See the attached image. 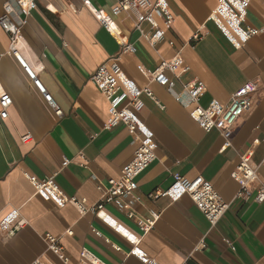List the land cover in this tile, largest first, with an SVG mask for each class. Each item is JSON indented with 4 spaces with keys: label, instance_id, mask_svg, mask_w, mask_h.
Instances as JSON below:
<instances>
[{
    "label": "crops",
    "instance_id": "0c3cea01",
    "mask_svg": "<svg viewBox=\"0 0 264 264\" xmlns=\"http://www.w3.org/2000/svg\"><path fill=\"white\" fill-rule=\"evenodd\" d=\"M6 1L0 0V14ZM168 1L175 19L153 45L135 28L137 10L113 13L118 0H37L22 29V50L62 107V117L8 53L10 39L0 24V76L13 97L9 116L0 119V221L14 208L27 218L16 234L0 232V264H30L40 258L50 264H85L80 260L84 248L108 264H151L131 251L135 244L121 227L133 237L138 234L139 247L161 264H264V201L237 197L241 187L232 176L243 152L250 150L264 181V0H251L246 23L260 30L240 47L210 19L219 0ZM102 9L119 35L98 19L96 11ZM159 24L165 28L162 18ZM142 28L148 35L154 32L149 21ZM197 31L202 37L192 40ZM123 39L135 43L137 50L120 54ZM178 53L184 63L179 77L168 72L174 79L172 89L143 72ZM118 54L127 75L141 87L151 86L165 107L142 95L141 117L155 134L158 157L138 178L137 217L107 203L113 223L93 211L83 213L72 202L58 205L45 199L35 192L27 173L51 179L64 197L76 195L90 205L102 196L97 183L118 177L134 158L136 143L128 126H108V98L91 79L98 65ZM194 77L207 85L199 101L205 106L212 99L227 103L248 80L260 83L254 105L224 150L227 137L221 128L206 131L191 116L195 103L189 102L183 84ZM175 172L189 178L203 175L230 201L218 224L212 226L188 194L176 201L168 195H148L168 188ZM153 212L160 213L159 218L144 232L139 220ZM70 228L73 234L67 232ZM46 232L60 235L69 263L49 249Z\"/></svg>",
    "mask_w": 264,
    "mask_h": 264
},
{
    "label": "built area",
    "instance_id": "2783aa9c",
    "mask_svg": "<svg viewBox=\"0 0 264 264\" xmlns=\"http://www.w3.org/2000/svg\"><path fill=\"white\" fill-rule=\"evenodd\" d=\"M37 0H7L4 3V10L0 14V24L8 33L10 39L8 53L15 56L19 60L21 66L28 74L33 85L42 93L44 99L49 106L54 109L56 115L62 117L64 111L58 105L56 100L46 86L43 84L38 68L33 67L30 61L23 54L24 39L23 26L28 22L27 16L36 6ZM90 3L89 0H85ZM251 0H219L216 8L211 12L210 19L214 21L221 32L229 38L236 46L240 47L249 38L257 34L259 28H254L246 23L247 12ZM51 7V4L48 5ZM132 8L137 10V28L151 44L165 37L167 29L171 28L175 19L168 0H118L117 6L113 8V13L118 14L122 9ZM98 19L103 20L106 27L116 35L121 32L117 25L110 19L104 10L96 11ZM159 18H162L165 23V28L159 24ZM149 21L154 29L152 35L145 33L142 24ZM199 31L195 32L192 40H197L202 37ZM174 44V40L170 41ZM137 50L135 43L129 40H122L121 53L134 52ZM120 54L112 56L104 60L98 65L91 75V79L102 90L108 98L110 105V115L108 117V126H116L125 123L130 133L132 134L133 142L136 143L134 158L126 163L120 171L118 177H110L106 183L99 181L98 189L102 196L99 201L88 205L86 200L73 195L71 198L64 197L54 188L51 179L40 178L39 176L27 173L28 178L35 187V192L42 195L45 199H51L58 205H64L67 202H72L77 205L83 213L90 211L95 212L105 222L109 221L108 216H113L105 206L107 203L115 204L122 210L127 212L129 217H137V211L134 207L135 203L140 200L137 194L138 178L146 168H148L158 157L157 155V140L153 130L149 127L146 121L141 117V111L145 104L142 99L144 93L150 95L155 102L165 107L160 102L159 98L154 94L151 86H139L131 79L125 70L121 68L118 62ZM184 59L180 53L176 54L171 60H162L161 63L150 72H143L153 82H158L172 89L174 83L173 77L169 71L179 77L182 72L179 68L183 65ZM189 68L184 67L183 71ZM184 90L189 98V102L195 103L190 113L191 116L199 122L206 131L214 127H219L227 137L222 150L226 149L231 144V134L236 125L242 119L244 113L254 105V96L257 93L260 83L255 80H248L230 96L227 103H222L217 99H212L207 106L201 104V97L207 92V85L194 77L183 84ZM177 97H179L177 95ZM13 103L12 95L2 87V78L0 76V119L9 116L10 106ZM29 135H25L27 138ZM83 156V153H81ZM253 152L250 150L244 151L241 155V160L232 172V176L239 182L241 189L237 197L252 199L261 203L264 201V181L259 180V169L257 165L252 163ZM66 162L68 160L66 159ZM256 182V187L252 185ZM184 194H188L192 201L203 211L208 221L212 226L218 224L220 218L226 213L230 206V201H226L215 185L207 180L203 175H198L189 178L180 172L173 173V182L164 189L155 190L148 195L151 198H158L160 195H168L173 201H176ZM160 213L153 212L152 216L139 220L141 229L149 231L159 218ZM27 224V218L20 213L16 208L12 209L0 221V232H6L8 235H14ZM97 233L100 231L96 230ZM69 234H73L70 228L67 230ZM127 234V233H126ZM136 239H129L134 242V247L131 251L141 259L150 262L151 264H161L150 258L148 254L139 247L140 237L136 234ZM45 238L49 249L58 257L69 263V256L65 251V246L61 242L60 235L45 233ZM80 260L85 264H108L103 259L99 258L95 253L84 248L80 253ZM30 264H50L43 259H35Z\"/></svg>",
    "mask_w": 264,
    "mask_h": 264
},
{
    "label": "bare ground",
    "instance_id": "6f19581e",
    "mask_svg": "<svg viewBox=\"0 0 264 264\" xmlns=\"http://www.w3.org/2000/svg\"><path fill=\"white\" fill-rule=\"evenodd\" d=\"M108 219H109L111 222L115 223L114 220H113L111 217L108 216ZM116 225H117V224H116ZM119 226H120V225H119ZM121 229H122L124 232H127L131 238L136 239V237H133V235H131L126 229H124V228H122V227H121ZM134 236H135V235H134Z\"/></svg>",
    "mask_w": 264,
    "mask_h": 264
}]
</instances>
